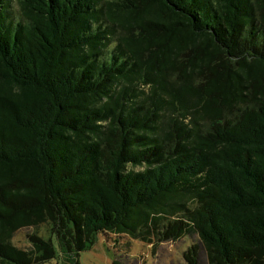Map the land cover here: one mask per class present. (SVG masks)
Instances as JSON below:
<instances>
[{"label":"trees","instance_id":"obj_1","mask_svg":"<svg viewBox=\"0 0 264 264\" xmlns=\"http://www.w3.org/2000/svg\"><path fill=\"white\" fill-rule=\"evenodd\" d=\"M17 2L0 0V264H79L100 234L264 264V0Z\"/></svg>","mask_w":264,"mask_h":264},{"label":"rangeland","instance_id":"obj_2","mask_svg":"<svg viewBox=\"0 0 264 264\" xmlns=\"http://www.w3.org/2000/svg\"><path fill=\"white\" fill-rule=\"evenodd\" d=\"M5 11L10 17H16L19 13L17 0H5ZM44 228L45 226L21 230L16 234L14 244L20 248H28L27 235L36 231L44 233ZM191 244V239L185 237L176 242L162 243L154 249L152 244L128 236L100 234L91 249L81 252L79 264H113L116 259L123 264H187L184 253ZM203 260V264H208L204 257Z\"/></svg>","mask_w":264,"mask_h":264}]
</instances>
